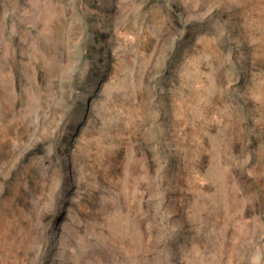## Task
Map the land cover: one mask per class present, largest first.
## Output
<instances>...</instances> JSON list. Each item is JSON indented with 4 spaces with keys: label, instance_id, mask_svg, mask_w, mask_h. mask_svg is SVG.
I'll use <instances>...</instances> for the list:
<instances>
[{
    "label": "rangeland",
    "instance_id": "374dc122",
    "mask_svg": "<svg viewBox=\"0 0 264 264\" xmlns=\"http://www.w3.org/2000/svg\"><path fill=\"white\" fill-rule=\"evenodd\" d=\"M0 264H264V0H0Z\"/></svg>",
    "mask_w": 264,
    "mask_h": 264
}]
</instances>
